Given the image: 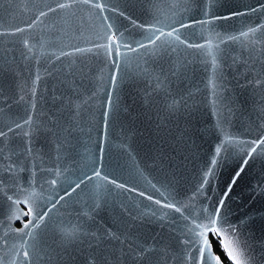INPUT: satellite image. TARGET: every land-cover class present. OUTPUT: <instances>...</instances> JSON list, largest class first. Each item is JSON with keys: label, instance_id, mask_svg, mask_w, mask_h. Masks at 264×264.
I'll return each mask as SVG.
<instances>
[{"label": "snow or ice", "instance_id": "obj_1", "mask_svg": "<svg viewBox=\"0 0 264 264\" xmlns=\"http://www.w3.org/2000/svg\"><path fill=\"white\" fill-rule=\"evenodd\" d=\"M16 7L32 15L19 23L0 22V37L5 38L0 41V264H77L78 260L80 264H175L178 256L182 264H264V223L257 241L248 218L232 223L224 214L225 198L249 158L264 150V123L257 138L241 140L225 131L218 107L222 86L218 82L226 81V72L233 66L237 71L244 68L245 83L240 87L264 90V0H224L219 6L217 0H34L31 5L0 0L6 17L14 18ZM214 9H222L223 14H215ZM246 17L255 19L241 23L239 29L227 23ZM218 27L222 30L217 31ZM37 29L39 35H34ZM236 44L239 51L234 47L229 51L227 46ZM44 55L50 65L64 59L69 63L55 69L63 91L57 92L54 86L51 108L38 112L43 99L39 83L52 73H42L37 66L33 74L26 67L30 80L22 79L18 60L35 59L39 65ZM82 57L94 59L95 69L86 68ZM197 66L208 74L213 115L223 138L202 171V182L183 200L170 184L157 186L151 180L146 181L152 191L148 194L131 183L132 176H143L139 168L132 172L119 163L115 167L104 163L116 93L126 80L144 79L153 92L163 94L170 117H187L192 93L173 89V81L183 84ZM250 72L254 79L248 78ZM89 78L96 90L87 100L101 92L105 96L99 156L88 153L75 174L61 168L60 153L67 158L65 147L72 144L75 132L82 131L79 122L86 100L81 90ZM260 101L258 111L264 114V95ZM41 136L57 153L52 167L36 164L37 159L43 163L34 150ZM230 146L239 147L240 154ZM233 156L243 163L233 167L228 190L213 203V197L205 196V186L220 159L227 164ZM158 159L163 167V155ZM40 173L50 179L38 184ZM61 183L64 186L58 192ZM44 184L51 195L44 194ZM112 193H128V200L137 207L138 198L143 197L152 207L130 216L132 224L114 216L92 230L98 210ZM81 204L86 210L78 211L74 220L60 210ZM13 221L21 225L13 227ZM150 224H160L161 231L167 224L171 235L149 240L143 229Z\"/></svg>", "mask_w": 264, "mask_h": 264}, {"label": "water", "instance_id": "obj_2", "mask_svg": "<svg viewBox=\"0 0 264 264\" xmlns=\"http://www.w3.org/2000/svg\"><path fill=\"white\" fill-rule=\"evenodd\" d=\"M12 2L17 5L24 3L31 5L34 0H12ZM234 2L250 3L251 0H234ZM223 3L224 0H217L218 6ZM213 11L217 15L223 14L222 9H214ZM30 15H32L31 11L25 12L22 8L16 7L13 9L14 18L6 17L0 11V22L19 23ZM254 19L255 17H246L243 21L237 19L227 23L239 29L241 23L247 24ZM221 30V28H217V31ZM34 35H39L38 29ZM4 39V37H0V41ZM227 47L229 51L233 47L239 51L238 44ZM81 62L86 68L95 69L96 67V61L90 60L88 57H82ZM18 63L20 64V71L23 73L22 79L30 80L29 72L25 70L26 67L33 74L37 66L42 73L45 70L52 73L51 76H43L39 83V96L43 99L38 103V112L47 111L51 108L50 97L54 86L57 92L63 91L59 85V76L55 69L69 63V60L64 59L59 63L50 65L48 64V57L44 55L39 65L36 64L35 59L30 62L18 60ZM243 72V66L240 67L239 71L233 66L230 71L226 72V81L218 82L222 85L218 89L220 119L224 122L223 127L226 132L241 140L255 139L260 124L264 123V114L258 111V106L261 104L260 97L264 95V90L254 89L251 86L240 87L239 85L245 83ZM248 78L254 79L255 74L248 73ZM207 79L208 74L197 66L195 74L190 79L184 80L183 84L177 86L176 82L173 81V89L192 93L191 107L188 110L191 115L180 118L169 116L163 104V94L153 92L146 80H126L116 93L115 109L112 111L108 127L104 163L108 167H115L119 163L126 171L132 172L139 168L143 176H132L130 178L131 183L141 191L147 189L148 194H152V191L147 188V180H151L157 186L162 183L170 184L180 193L177 198L181 200L185 195L195 191L199 183L202 182V171L206 170L210 164L215 144L218 139L223 138L222 133L216 127L217 117L213 115L211 103L212 89L207 85ZM95 90L96 84L91 78L83 81L81 92L86 103L82 106L79 122V128L82 131L75 132L72 144L65 147L64 151L68 153L67 158L64 157L63 152L60 153L61 168H68L70 173L78 174L88 153L99 156L97 144L101 132L102 106L105 96L101 92L97 94L95 99L87 100V96ZM146 92L149 94L145 95ZM182 111L184 110L182 109ZM93 116L96 118L95 122L92 121ZM230 147L235 153L240 154L239 147ZM240 147L245 146L241 145ZM34 150L43 158V163L40 159L36 161L39 167H52L57 162L56 151L43 136L35 143ZM129 152L131 156L128 154ZM160 155L164 157L163 167L158 159ZM154 160L155 163H153ZM169 161H171V166H169ZM242 163L243 160L238 161V156L231 157L227 164L223 159H220V164L214 166L216 168L215 175L211 178L210 183L205 186V196L213 197V203H215L223 195V192L228 190L227 184L231 182L230 175L234 174L232 172L233 167L238 168V165ZM23 175L26 177L27 173ZM41 179L48 180L50 177L47 173H40L38 184ZM63 186L61 183L56 190L59 192ZM42 187L46 196L52 194L47 184L42 185ZM60 194L62 195V192ZM136 195L133 194L134 197ZM225 199L224 214L230 222L235 223L237 220L248 218L254 238L259 241L261 237L260 226L264 223V150H258L253 157L249 158V163ZM137 202L139 207L136 203L128 200V193H124L123 196L112 193L106 198L103 207L98 210V215L95 217L96 224L93 225L92 230H95L101 223L110 221L114 216L132 224L133 221L130 216H138V213L143 212L145 207H152L151 202L143 197H139ZM207 202L204 200V203ZM60 210L65 212L66 218L74 220L76 213L84 211L86 208L81 204ZM69 213L71 216L68 215ZM138 223L142 224L143 221H138ZM20 225V221L12 222L13 227ZM143 231L149 240L152 237L159 239L161 236L169 237L171 235L167 224L164 225L163 231H161L160 224L146 225ZM0 232H2V228H0ZM256 252L259 255L260 249L257 248ZM77 264H80L79 260ZM175 264H182V257L178 256Z\"/></svg>", "mask_w": 264, "mask_h": 264}]
</instances>
